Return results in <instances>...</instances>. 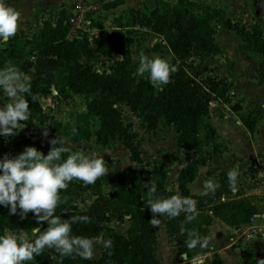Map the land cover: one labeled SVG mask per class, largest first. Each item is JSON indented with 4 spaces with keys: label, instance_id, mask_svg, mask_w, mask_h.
Segmentation results:
<instances>
[{
    "label": "trees",
    "instance_id": "obj_1",
    "mask_svg": "<svg viewBox=\"0 0 264 264\" xmlns=\"http://www.w3.org/2000/svg\"><path fill=\"white\" fill-rule=\"evenodd\" d=\"M99 9L109 10L124 3V0H97ZM141 24L151 34L160 37L172 57L179 61L176 71L171 74L170 82L159 89H155L149 78L134 80L130 64V51L128 40L124 35L101 31L100 24H96L95 32L87 34L77 30L69 35V24L63 20V13L59 12L55 21L43 20L37 33L30 37H22L16 34L9 42L20 45L19 49L10 47L0 48V70L12 65L23 73L29 72L31 77V92L45 94L50 86L55 87L56 75L60 68L67 69L66 84L58 90L63 98L70 94L89 95L91 98L85 103V114L91 116L96 122L93 130L94 141L101 147H106L110 140L117 138L128 152V160L136 162L140 159L139 141L136 133L129 131L127 125L121 120L120 105L127 106L131 112L143 109L144 131L153 130L159 122L174 128V144L178 149H191L194 138L199 131V123L208 117L209 103L214 100L220 103L228 101V82L221 77H206L203 81V91L198 87L194 79L187 78L184 59L190 57L191 50L204 56L222 55L223 49L214 41V33L218 27L232 32L239 43L241 51L254 52L260 55L257 64V84H263L264 66V33L261 27V18L253 15L248 24H238L233 21L221 7L211 6L206 3H198L193 0H174L170 6V16L161 13L158 9L151 10L148 15L143 14ZM116 54L123 56L122 60H116L109 74L95 72L92 69L91 60L96 56H110ZM31 70V72H30ZM29 102V117L41 121L42 112L38 102H32L31 96L26 95ZM238 110V107H234ZM258 117L254 114L241 115L239 122L250 134L254 132ZM206 131H212L211 126L205 125ZM9 137L2 147V155L14 157L23 150L18 140ZM195 152V150H193ZM69 153L61 155V162L66 160ZM192 159L191 163L184 164L180 171L181 182L178 184V195L191 197L197 201V221L184 223L185 214L165 221V232L174 245L186 249L184 253L187 259L197 255H204L206 249L197 246L188 250L185 245L186 234L181 235V225L186 229H194L200 235L206 232L205 226L211 223V217L217 218L226 225L238 226L248 222L250 215L256 208L240 198H227L220 200L225 193H229L227 174L218 172L220 190L207 196L201 194H189L184 179L188 168L201 166L204 159ZM129 184L118 181L112 194L101 196L99 182H95L94 198L87 208H78L73 201L74 188L81 193L82 187L74 180L69 183L66 191H61V203L55 210V214L61 219H70L73 216H88L90 223H75L72 225V235L94 238L101 230L98 225L109 219H121L127 216L132 223L124 235L110 233L107 240L112 241L110 248L103 247L97 262L106 260L113 264H159L154 255L155 230L149 221L152 214L147 208V192L141 191L140 181L135 169ZM161 170H154L157 191L153 198H168L175 195L173 191L163 187ZM2 174V173H0ZM206 175L212 174L210 170ZM67 197V202L63 198ZM8 208L0 206V235L4 230L21 229L30 233L35 228L36 218L29 212L27 217L10 215ZM209 211L210 215L202 212ZM199 219V222H198ZM48 225L39 229L44 231ZM30 236L29 239H31ZM106 240V241H107ZM216 255V254H215ZM53 256L56 264H91L90 260L75 257H61L54 249H45L44 252L26 264H51ZM217 257V255H216ZM217 264L219 259L217 257ZM239 264H245L240 262ZM252 264H256L253 261Z\"/></svg>",
    "mask_w": 264,
    "mask_h": 264
},
{
    "label": "rangeland",
    "instance_id": "obj_2",
    "mask_svg": "<svg viewBox=\"0 0 264 264\" xmlns=\"http://www.w3.org/2000/svg\"><path fill=\"white\" fill-rule=\"evenodd\" d=\"M34 1L40 2V5H32ZM78 1L83 2L85 8H88L91 3L96 5L95 3L97 2V0H4V3L21 13L17 34L22 39V37H30L32 34L37 33L43 20H49L53 23L59 12L63 13V20L66 22L72 5ZM193 1L222 7L227 16L238 24L250 23L252 18L250 15L253 12H257L260 15L259 18L262 20L261 27L264 33V0ZM173 2L174 0H124L123 4L110 10H101L99 8L86 10V20L80 23L81 30H84L87 34L94 33L96 24H100L101 31L124 35L129 43L131 74L134 80L145 79L148 78L147 73L143 77L135 75L141 53L149 58L161 57L167 60L170 66H174L175 68L179 64V61L172 57L161 38L151 34L140 22L143 14L148 15L154 8L170 16V6ZM27 13L28 15H26ZM214 41L223 49L224 53L222 55L204 56L195 50H191L190 57L183 61L185 64H189L185 68V72L187 78L194 79L197 82L201 91H203V81L206 77H221L225 79L229 85L228 101L225 104L214 100L209 103L208 117L199 123V131L194 138L191 149L178 151L180 149L175 146L173 139L174 128L163 124L162 121L153 130L144 131L142 128L144 124L143 109L131 112L124 105L119 106L121 108V120L127 125L129 131L137 135L140 159L136 162H130L127 157V150L123 148L117 138L110 140L106 147L97 145L94 143L92 137L96 122L91 116L86 117L84 111L86 100L91 98L92 95L71 96L70 94L69 97L63 98L62 94L58 93V90L66 84L67 69L65 67L58 70L55 87L50 86L48 92L45 94H36L41 106V121L38 118L36 120L29 118L28 121L23 122L24 126L21 129L16 130L17 134L12 136L11 139L18 140L22 150L25 147H35L45 156L51 149L48 141L55 138H59L66 149L62 154L81 151L88 156L94 153L102 156L105 160L108 174L97 179L101 196H110L118 181L129 184L133 177V169L138 174L141 191H143L144 195L148 191L145 185L151 181L156 182L153 172L157 169L161 170L159 177L162 178L163 187L178 195V184L181 182L180 171L182 166L191 163L192 159L199 158L198 156H200L204 159V164L188 168L186 178L184 179L186 185L190 183L188 188H192L200 194L205 181H216L219 177L217 175L218 172L225 171L227 174L229 170L236 169L240 173L237 179V190L233 192L228 187L229 193L222 195L220 200L240 198L257 209V206H261L264 203V193L262 190L264 183L262 185V181L254 174L257 165L254 163L249 164L250 161H253L251 157V160L247 163L249 165H241L244 159L243 156H246L248 151L247 144L242 143L244 138L242 139L240 132H237V128L229 130V132H236L238 140H235L234 143L230 142L231 137L225 134V131H227V127L234 126L235 120L241 115L254 114L258 117L256 127L260 136L257 145L264 146V83L261 85L257 84V64L260 62V55L254 52L239 50L236 36L221 27L216 29ZM1 47L19 49L20 45L7 41L0 42ZM118 56L116 54L107 57L96 56L91 60V68L95 72L109 74L110 68ZM26 75L29 76V72ZM262 77L264 79V66ZM161 87L163 86H156L155 89ZM0 95L3 96L2 92H0ZM1 99L0 97V108L10 102L6 97ZM234 107H238V110H235ZM226 116H229L230 119L226 120ZM207 123L211 126L212 131L205 130ZM73 128L76 129L75 133L72 132ZM45 131L48 133L47 137L44 135ZM7 139L9 137L0 136V159L3 158L2 147ZM179 152L181 153L179 154ZM260 156L257 154L255 156L256 159L254 157V162H257V160L260 162ZM208 170L212 174L206 175L205 172ZM74 181L83 189L79 193L74 188L72 191L73 201L78 208L85 209L95 197L93 193L94 186L93 184L85 186L81 181ZM196 186L198 188L195 189ZM148 187L150 188L151 184ZM219 190L220 188L215 193ZM259 209L263 210L264 205ZM7 210L5 211L7 212ZM202 213L210 215L209 211ZM157 218L161 219L160 216H157ZM119 220L122 222L125 219L121 218ZM195 221H197V218ZM46 224L40 225V223L36 222L35 228H40ZM130 226H132L131 223L130 225L128 224L127 229ZM226 226L232 227L230 225ZM11 232L20 233V231ZM109 233L110 227L105 225L101 227V230H99L94 238H97L98 235L101 237L107 236ZM30 235L31 232L27 233L28 237ZM200 236L208 238L207 231L201 233ZM174 247L176 248L175 257L179 260L180 264H191L192 258L186 260V254L185 258L181 256V253H184L186 250L184 249L185 247L181 249H178L175 245ZM240 247L243 251V263L252 264L253 261L257 260L254 257L256 254L252 251L250 245L246 243ZM207 251L204 255H201L203 264H217L215 253L211 252L208 247ZM55 263L52 256L51 264Z\"/></svg>",
    "mask_w": 264,
    "mask_h": 264
},
{
    "label": "clouds",
    "instance_id": "obj_3",
    "mask_svg": "<svg viewBox=\"0 0 264 264\" xmlns=\"http://www.w3.org/2000/svg\"><path fill=\"white\" fill-rule=\"evenodd\" d=\"M20 20L21 13L0 0V42H7L16 36ZM122 58L123 56H118L116 59ZM175 71L176 68L170 66L167 60L161 57L149 58L141 53L135 75L143 77L147 73L150 83L156 87L167 85ZM0 92L10 101L0 108V136L12 137L17 134L16 130L24 126L23 122L29 119V102L25 96H31L32 102H36L38 96L31 92V77L12 65L0 70ZM72 132L75 133L76 129L73 128ZM44 135L48 136L47 131ZM48 143L51 149L46 156L35 147H25L14 157L5 154L0 159V206L8 208L10 215L18 214L21 219L31 212L38 224L47 222L48 225L44 231L32 228L31 239L23 232L17 234L6 229L0 235V264H26L40 256L45 249H54L62 258L78 256L91 260L94 258L95 244L102 243L105 248L112 246L111 240L72 235V225L90 223L88 216L77 215L61 219L55 214L62 202L60 192L66 191L70 182L77 180L88 186L108 174L104 158L95 153L88 156L77 151L61 162V155L66 151L62 141L55 138ZM239 175L236 169L227 173L229 188L233 192L237 190ZM149 184L145 185L148 188L146 207L151 211L152 219L149 224L153 228H159L162 223L157 216L174 219L183 213L184 223H191L196 219L198 213L195 199L180 195L153 198L157 191L156 184L154 181ZM219 187V183L207 180L203 183L200 194H214ZM63 202H67V197L63 198ZM180 233L187 236L185 245L188 250L196 249L197 246L206 249L209 245L207 237H201L194 229H186L183 224ZM198 262L203 264L200 255L192 258V264ZM256 264H264V259L257 260Z\"/></svg>",
    "mask_w": 264,
    "mask_h": 264
},
{
    "label": "crops",
    "instance_id": "obj_4",
    "mask_svg": "<svg viewBox=\"0 0 264 264\" xmlns=\"http://www.w3.org/2000/svg\"><path fill=\"white\" fill-rule=\"evenodd\" d=\"M32 5H34V6L38 5L39 6L40 2L34 1ZM111 9H113V8H111ZM28 13H30V12H28ZM28 13L26 15H28ZM254 14L260 17V15L257 12H253L250 15V17L253 16ZM237 41H238V39H237ZM238 43H239V41L237 42V45H238ZM247 52H249V51H247ZM259 85H261V84H259ZM75 95L86 96V95H82V94H71V96H75ZM0 97L3 99V96L0 95ZM87 101L88 100H86V102ZM86 117H89V116L86 115ZM225 119L228 120L230 118H229V116H226ZM256 125H257V123H256ZM256 125H255L254 132L252 133V135H250L242 127V125L239 122V118H238L235 120L234 126L232 125V127H230V128L227 127V131H225V134H228L231 137L230 142L234 143L235 140L236 141L238 140V138L236 137V132H229V130L232 128H237V132H240L242 139L244 138V141H242V143L243 142L246 143L247 149H248L246 156H243L244 159L241 162V165L245 166L249 162V160H251L250 157L253 158L252 159L253 161L252 162L250 161L249 164L254 163L255 165H257L254 174L258 177V179L260 181H262V185H263V183H264V146H258L257 145L258 141L260 140V136L258 134V128L256 127ZM263 130H264V126H263ZM92 137H93V133H92ZM93 140H94V137H93ZM94 143H95V141H94ZM232 143H231V145L233 146ZM178 151H182V149H180ZM180 153L181 152H179V154ZM232 153H234V152H232ZM257 154L261 155L260 156V162L258 160H257V162H254V157L257 156ZM240 155H241V153H240ZM255 159H256V157H255ZM249 164H247V165H249ZM250 166L252 167V165H250ZM194 183H193V185H194ZM189 184L190 183H188V185ZM188 185H186L187 188H188ZM196 188H198V186H196L195 189ZM188 189L190 190L189 194H195V195L199 194L198 192H195V190H193L192 188L191 189L188 188ZM262 190L264 193V185L262 186ZM263 205H264V203L261 206H257V209H259ZM210 217H211V223L209 225L205 226V229H206L207 234H208V239L210 241L209 245H208V249L217 255V257L219 259V264H239L240 262H242L243 261V259H242L243 251H242L240 246L244 245L246 243L248 245H250V247H252L251 248L252 251H254L256 254V255H254V257H256L257 260L264 259V238L261 235L254 234L248 241L243 243L241 241H238L235 237V234L233 233V231L235 230V228L237 226H232L230 228L229 226H226L219 219L214 218L212 216H210ZM160 218L162 220V223H161L159 228H156L154 255H155L156 259L158 260L159 264H180L179 260H177V258L175 257L176 256V248L174 247L173 241L169 236H167V234L165 232L166 218L165 217H160ZM124 219L125 220L121 222L118 219L112 218V219H109L107 221H103V222L99 223L98 225L100 227L107 225V227H110V233L114 232L117 234L124 235L125 234L124 232H126V230H127L128 224L130 225V223H131L127 219V216H125ZM43 223H47V222H41L40 225ZM9 231H20V232H23L24 234L27 235V233H25L21 229L9 230ZM30 236H29V238H30ZM107 237H108V235L107 236L105 235L103 237L98 235V237L96 239L106 241ZM103 247L104 246L102 243H97L94 245V249H95L94 258L90 260L91 264L98 261L100 255H101V250ZM186 260H188V259L186 258ZM257 260L254 262H257ZM99 264H113V263L106 260V261L101 262ZM191 264H192V262H191Z\"/></svg>",
    "mask_w": 264,
    "mask_h": 264
},
{
    "label": "built area",
    "instance_id": "obj_5",
    "mask_svg": "<svg viewBox=\"0 0 264 264\" xmlns=\"http://www.w3.org/2000/svg\"><path fill=\"white\" fill-rule=\"evenodd\" d=\"M96 5L89 4L88 8H85L83 2H75L72 5L71 11L67 16V24H69V35H74L77 30H81L80 23L85 19L86 10H94L99 8V3ZM84 31V30H83ZM235 237L238 241L245 243L254 234L261 235L264 238V209H256L249 217V220L245 224L238 225L234 230Z\"/></svg>",
    "mask_w": 264,
    "mask_h": 264
},
{
    "label": "water",
    "instance_id": "obj_6",
    "mask_svg": "<svg viewBox=\"0 0 264 264\" xmlns=\"http://www.w3.org/2000/svg\"><path fill=\"white\" fill-rule=\"evenodd\" d=\"M181 256L185 258V253H181Z\"/></svg>",
    "mask_w": 264,
    "mask_h": 264
}]
</instances>
